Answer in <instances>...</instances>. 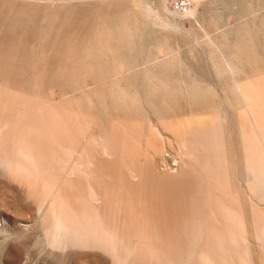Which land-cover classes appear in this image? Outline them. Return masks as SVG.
Wrapping results in <instances>:
<instances>
[{
	"label": "rangeland",
	"instance_id": "obj_1",
	"mask_svg": "<svg viewBox=\"0 0 264 264\" xmlns=\"http://www.w3.org/2000/svg\"><path fill=\"white\" fill-rule=\"evenodd\" d=\"M189 7L176 14L170 0H0V264H111L92 248H56L52 213L44 217L46 206L38 215L46 183L49 194L56 185L31 168L27 142L48 145L58 177L81 184L88 179L77 162L95 155L116 175L123 165L159 174L186 145L195 150L185 132L196 117L214 127L226 167L219 191L243 216L250 264H261L242 133L258 141L264 129V0ZM104 183L108 214L111 181ZM146 207L134 214L150 216ZM154 258L147 264L162 259Z\"/></svg>",
	"mask_w": 264,
	"mask_h": 264
},
{
	"label": "bare ground",
	"instance_id": "obj_2",
	"mask_svg": "<svg viewBox=\"0 0 264 264\" xmlns=\"http://www.w3.org/2000/svg\"><path fill=\"white\" fill-rule=\"evenodd\" d=\"M189 10L190 7L185 12ZM173 11L177 14L175 10ZM120 24L123 26L122 23ZM119 27L115 24V31ZM120 96L122 97L121 94ZM76 99L78 101V98ZM81 99L83 101L86 98ZM128 99L130 101V98L125 100ZM103 106L106 108L105 105ZM260 113L262 114L261 111ZM259 119L262 120L260 117ZM213 128L212 123L202 122L201 118L196 117V121L187 125L185 132L187 137L190 135L194 139L195 150L186 145L182 151L180 150L181 154L174 153V156L170 157L169 167L164 166L162 173L159 174L153 172L147 165L132 167L123 165L119 175H116L118 170L104 168L105 163L101 165L96 155L87 158V161L79 160L77 166L84 171L88 179L84 184H81V180L72 177L67 179L58 177L57 168L53 166L55 162L53 163L52 154L50 155L46 147L48 145L41 142L35 145L33 143L35 140L27 142L25 146L22 145V153L34 164L31 168L34 169V166L39 165L45 173L44 176L46 175L45 183L52 179L56 185V192L52 189L49 194L46 183L43 198L40 197L38 204V215L44 213L43 209L46 206L47 212L44 217L47 219L48 214L52 213L53 223L50 230L57 234L56 248L62 253L61 255L68 250L70 252L75 249L92 248L109 258L111 264H131V260H136L137 264H147L155 256L156 259L157 257L163 259L157 261L159 258L157 260L154 258L158 264L159 262L160 264H250L247 246L249 239L247 241V229L245 231L247 227L246 225L244 227L243 216L231 202L230 204L227 203L228 200L225 202L219 191L220 186L221 190L225 188V185L223 187L221 185L224 183L220 175L226 167H221L222 162L220 163L217 157V155L221 156L220 153L215 154V142L209 132ZM258 129V141H255L249 132L242 133L243 164L248 172L245 180L246 188L251 198L258 203V207H252V213L249 212L252 215L257 257L259 256L260 263L264 264V208H260L264 206V161L261 150L264 129ZM22 158L24 159L21 161L26 160L25 157ZM105 178L111 181L109 195L113 198L112 202H108L110 205L108 214L106 213L108 204L104 200L108 195ZM171 203L173 210L169 208ZM145 206L151 207L150 216L135 215L136 209ZM172 212H174L172 215L174 221H171L173 219L172 216L170 217ZM100 259L102 260V257Z\"/></svg>",
	"mask_w": 264,
	"mask_h": 264
},
{
	"label": "built area",
	"instance_id": "obj_3",
	"mask_svg": "<svg viewBox=\"0 0 264 264\" xmlns=\"http://www.w3.org/2000/svg\"><path fill=\"white\" fill-rule=\"evenodd\" d=\"M191 0H170V7L177 13L184 12L189 8Z\"/></svg>",
	"mask_w": 264,
	"mask_h": 264
}]
</instances>
